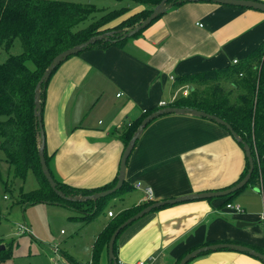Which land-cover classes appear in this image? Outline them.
Wrapping results in <instances>:
<instances>
[{"label": "crops", "instance_id": "obj_1", "mask_svg": "<svg viewBox=\"0 0 264 264\" xmlns=\"http://www.w3.org/2000/svg\"><path fill=\"white\" fill-rule=\"evenodd\" d=\"M127 3L128 15L143 10ZM262 42L264 13L189 0L164 12L122 46L69 57L48 80L41 110L45 152L53 175L81 189L109 184L118 175L125 149L124 126L142 111L166 107L183 96L181 91L188 86L175 87L176 78L242 60ZM161 102L166 106L159 107ZM128 158L125 180L133 189L112 198L115 208L104 213L87 245L84 264H91L94 241L110 221L107 212L116 216L120 210L145 202L136 184L149 186L153 201H163L222 190L239 178L245 165L242 148L224 128L182 115L162 116L148 124ZM248 192L229 202L241 206L240 213L226 208L225 198L183 202L148 213L121 233L118 262L175 264L186 251L210 242L242 243L264 251V198L261 206L253 191ZM73 217L78 222L85 218ZM93 218L85 220L86 224ZM238 222L246 226L238 228ZM63 254L78 264L83 256ZM99 264H108L106 251ZM187 264L264 262L244 253L218 250Z\"/></svg>", "mask_w": 264, "mask_h": 264}, {"label": "trees", "instance_id": "obj_2", "mask_svg": "<svg viewBox=\"0 0 264 264\" xmlns=\"http://www.w3.org/2000/svg\"><path fill=\"white\" fill-rule=\"evenodd\" d=\"M128 1L134 6H142L143 10L130 15H128L131 10L130 7L114 8L111 11L103 10L102 12H105L101 13L97 20L87 25H82L85 20L91 18L92 15L100 10L91 4H77L67 0H0V49H8L15 39L19 40L22 49L20 55L9 56L5 61H0V150L4 153L6 161L14 166V176L24 179L25 174L31 171L39 182L37 191L22 193L20 195L22 204L44 202L53 205H66L75 211H80L85 216L83 219L87 220L102 213L106 200L124 192L132 191L133 187L125 180L120 190L115 194L96 201L68 202L60 199L51 190L41 172V165L38 160L39 130L37 119L33 114L35 87L43 72L57 54L70 47L79 45L92 37H96L98 34L104 33L114 32L113 37L98 41L85 50L105 49L113 45L122 46L129 38L121 40L120 34L116 32L125 33L129 29L141 24L150 15L152 10L158 6L161 0ZM195 1L204 2L209 0ZM184 3V1L176 2L175 0H168L167 2V4L172 5L171 8ZM125 15H128V17L113 24ZM143 31L138 32L132 38L139 36ZM58 66L55 67L56 69L53 73L58 69ZM175 80V87L188 86L189 92L187 96L178 97L166 107L193 108L225 121L232 127L237 136L250 147L254 161V171L248 184L255 185L257 183L255 180L259 175L264 184V42L252 50L245 58L238 60L236 65L231 63L219 69L191 73L190 75L178 77ZM47 85L48 83L44 85L45 89ZM44 95L45 91L41 93L40 98L42 100V108L45 100ZM159 109L161 108L153 107L146 109L145 113H142L138 118L131 121L129 127L125 126L126 128L122 134L125 147L142 120ZM207 120L216 124L212 120ZM218 126L228 132L224 126ZM238 144L242 148V145ZM44 159L46 160L50 175L55 183H57V189L66 197H87L101 193L113 188L117 182L116 177L112 182L100 188L81 189L69 187L61 183L53 175L50 160L46 152H44ZM247 172L248 163L245 157V165L239 178L232 184L224 187V189L234 186ZM240 191L224 197L226 199L225 204L231 202L230 200L238 195ZM153 202L155 201H145L132 208L120 210L116 216L110 218V221L94 241L91 250V264H99L103 252H107V243L112 236L111 234L118 226ZM171 206L174 205H165L151 212L164 210V208ZM129 226L118 233V237L114 243L113 250L116 264L118 263V239L121 233ZM210 244L214 243H205L186 251L178 258L175 264H178L181 258L198 247ZM235 244L241 245L242 243ZM251 248L264 254V251H260L258 248ZM10 254V248L0 249V261L8 259ZM69 263L78 264L74 260H69Z\"/></svg>", "mask_w": 264, "mask_h": 264}, {"label": "rangeland", "instance_id": "obj_3", "mask_svg": "<svg viewBox=\"0 0 264 264\" xmlns=\"http://www.w3.org/2000/svg\"><path fill=\"white\" fill-rule=\"evenodd\" d=\"M67 1L91 4L100 10L85 20L82 25L94 22L105 11L118 9L128 4L127 0ZM103 10L105 11L102 12ZM21 52L20 42L15 39L8 49H0V61H5L9 56L20 55ZM255 182H257L255 185L248 184L239 196L245 197L248 191L250 193L253 191V196L260 200L264 198V189H259L261 185L264 187L260 175ZM38 188L39 182L31 171L25 174L24 179L14 176V166L6 161L4 153L0 150V246H3V250L10 248L11 253L10 257L0 261V264H70L63 252L72 256L74 253L82 254V258L78 261L84 264L87 260L86 248L103 221L104 213L113 207V199L106 200L102 213L86 224L85 220L80 222L76 219L71 220L72 216L82 217V215L66 205L44 202L21 203L22 193L37 191ZM261 206H263L262 200Z\"/></svg>", "mask_w": 264, "mask_h": 264}, {"label": "water", "instance_id": "obj_4", "mask_svg": "<svg viewBox=\"0 0 264 264\" xmlns=\"http://www.w3.org/2000/svg\"><path fill=\"white\" fill-rule=\"evenodd\" d=\"M176 2H189V0H175ZM215 4H222L226 6H231V7H240L244 9H253L256 11H260L264 13V3L257 1V0H209ZM168 0H161L158 3V6L155 7L150 15L143 20V22L136 27L129 29L125 33H120L116 32L117 34H120V39H128L133 36H135L138 32L144 30L147 26H149L153 21L157 20V18L166 12L167 10L171 9L172 5L167 4ZM113 33H104V34H98L96 37H92L88 39L87 41H84L83 43L70 47L65 51H62L61 53L57 54L53 59L52 62L47 66V69L43 72L42 76L38 80L37 86L35 87L34 90V108H33V114L35 115L37 119V126L39 130V149H38V160L41 165V172L46 178L51 190H53L60 199L68 201V202H83L87 200H99L104 197L110 196L112 194H115L118 190H120L121 186L123 185V182L125 181V169H126V164L128 161V157L131 154V151L133 150L136 141L139 139V137L142 135L144 130L146 129V125L149 124L151 121L163 116V115H182V116H194L197 118H202V119H209L214 121L217 125L224 126L230 136L232 137L233 140L238 144L240 143L243 148V154L245 155L248 163V172L247 174L239 180L238 183H236L234 186L230 188H226L224 190H219V191H209V192H199V193H194L192 195H186V196H181L179 198H172V199H166L163 201H155L152 204L148 205V207L142 209L141 211L137 212L134 214L132 217L128 218L125 222H123L121 225L118 226V228L111 234L112 236L110 237L108 243H107V262L108 264H116L115 263V256H114V250L113 246L116 241V238L118 237V233L126 228L127 226L131 225L134 221H137L141 219L142 217L148 215L151 211L155 209H159L165 205H178L179 203L183 202H190L194 200H209L210 198H224L226 196H229L235 192L240 191L244 187L247 186L252 173H253V168H254V161H253V156L251 155L250 147L249 145L242 140L240 137L237 136V134L234 132L232 127L228 125L225 121L219 119L218 117L211 115V114H206L200 110L196 109H189V108H181V107H163L156 112L151 113L150 115L146 116L144 120L138 125V128L136 131L133 133L131 136V139L128 141V145L125 147L122 155H121V160L118 168V175H117V182L113 188L110 190L102 191L101 193L93 194L87 197H77V196H71L66 197L63 195V193L57 189V183H55L54 179L49 173L48 166L46 164V160L44 159V152H45V145H44V129H42V100L41 98V93L45 91L44 85L47 84L46 82L49 80L50 76L52 75L53 71L56 69L58 65L63 63L68 59L70 56H74L77 54H80L83 52V50L87 49L89 46L95 44L98 41H101L103 39H107L109 37H113ZM238 228H241L242 226H246V223L244 222H238L236 224ZM0 249L3 250V246H0ZM230 250V251H235L237 253H244L249 256H252L254 258H258L262 262H264V254L255 251L251 247H247L245 245H239V244H234V243H215V244H210L208 246H202L198 247L194 251L186 254L183 258L180 259L178 264H187L189 261L195 259V257L204 254V253H210L211 251H218V250Z\"/></svg>", "mask_w": 264, "mask_h": 264}, {"label": "built area", "instance_id": "obj_5", "mask_svg": "<svg viewBox=\"0 0 264 264\" xmlns=\"http://www.w3.org/2000/svg\"><path fill=\"white\" fill-rule=\"evenodd\" d=\"M237 62H238L237 59L231 61V63L234 64V65H236ZM239 75L241 76V74H239ZM181 92H182V95H183V96H187V95H188V92H189V88H188V87L183 88ZM162 106H166V103H165V102H161V103L159 104V107H162ZM142 112L145 113L146 111H142ZM129 126H130V123L127 124V127H129ZM135 188H137V189H141V190L143 191V193H144V198H145V201H146V202L152 200V194H153V193H152V189H151L149 186H148V187H141L140 184H136V185H135ZM226 208H228V209H230V210H233V211H235L236 213H240V212L242 211V207H241V206H239V205H233V204H231V203L227 204V205H226ZM107 216H108L109 218H112L114 215H113V213H112L111 211H108V212H107ZM24 231L26 232V231H27V228L24 229ZM117 264H120V263L118 262ZM136 264H144V263H143V262H138V263H136Z\"/></svg>", "mask_w": 264, "mask_h": 264}]
</instances>
